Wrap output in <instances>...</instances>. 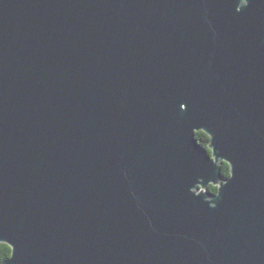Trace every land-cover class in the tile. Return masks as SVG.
I'll return each instance as SVG.
<instances>
[{
	"label": "water",
	"instance_id": "95a60500",
	"mask_svg": "<svg viewBox=\"0 0 264 264\" xmlns=\"http://www.w3.org/2000/svg\"><path fill=\"white\" fill-rule=\"evenodd\" d=\"M0 243L264 264V0H0Z\"/></svg>",
	"mask_w": 264,
	"mask_h": 264
},
{
	"label": "trees",
	"instance_id": "16d2710c",
	"mask_svg": "<svg viewBox=\"0 0 264 264\" xmlns=\"http://www.w3.org/2000/svg\"><path fill=\"white\" fill-rule=\"evenodd\" d=\"M196 138L202 146L206 147L209 152H211V149L208 146L209 136L205 132L197 131ZM221 172L224 177H228L230 175V166L227 162L222 163ZM209 190L212 192H216L217 186L211 184L209 186ZM11 252L12 248L8 244L0 243V264H2L6 259L11 256Z\"/></svg>",
	"mask_w": 264,
	"mask_h": 264
}]
</instances>
